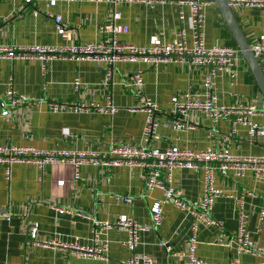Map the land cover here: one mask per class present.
I'll return each instance as SVG.
<instances>
[{
    "label": "crops",
    "instance_id": "1",
    "mask_svg": "<svg viewBox=\"0 0 264 264\" xmlns=\"http://www.w3.org/2000/svg\"><path fill=\"white\" fill-rule=\"evenodd\" d=\"M204 6V45H227L237 48L231 32L213 0ZM233 17L249 47L257 41L264 21V9L230 5ZM36 10V14L32 12ZM127 25L117 38L124 43L147 47L156 42L172 41L180 28L189 43L188 7L176 0H121L115 5L106 0H0V43L71 45L101 39L98 25L111 21ZM181 13L182 19L178 18ZM53 15H59L64 32L56 33ZM141 70L139 93L130 76ZM206 66L188 60L156 64L141 61L115 63L110 81H104L101 66L88 60L0 59V99L6 97L8 83L27 97L8 115H0V144L31 146L41 150L73 149L103 153L111 143L147 145L165 148L176 145L187 149L226 148L232 154L258 155L264 151V136L250 140L245 129L231 130L228 117L212 120L200 111L190 110L183 120L190 129L176 130L170 116V97L176 95L200 99L205 90ZM233 74L230 76V74ZM264 75V68L262 69ZM77 79L76 89L73 87ZM213 92L217 103L224 105L256 104L259 87L245 59L239 52L227 70L215 71ZM143 97L155 103L158 122L155 133H142L145 113L139 108ZM31 99H34L31 100ZM36 99H41L35 102ZM64 104L108 102L117 107L112 115L95 111L51 112L46 102ZM252 120L264 127V99ZM202 170L172 169V187L183 200L193 203L202 195ZM213 186L222 191L212 203L213 223L196 227V256L208 263H225L232 258L238 264H264V256L236 252L232 239L236 231V207L241 201L248 215L247 229L255 244H264V180L250 173L238 177L232 171L213 172ZM229 195V196H227ZM130 197L123 202L117 197ZM162 196L159 189L148 191L135 166L79 167L74 179L69 163H48L41 172L33 164L15 163L9 168V180L0 166V264H122L131 252L122 244L124 230H103L92 242L93 221L130 217L149 225V207ZM7 218V219H6ZM190 215L164 204L157 227L138 234L134 248L156 264H184L185 244L190 234ZM35 227L34 238L29 231ZM74 238L82 246L101 248L103 258L75 257L68 250L46 242L69 243ZM219 238V239H218ZM164 240L179 254L165 253L157 242Z\"/></svg>",
    "mask_w": 264,
    "mask_h": 264
},
{
    "label": "built area",
    "instance_id": "2",
    "mask_svg": "<svg viewBox=\"0 0 264 264\" xmlns=\"http://www.w3.org/2000/svg\"><path fill=\"white\" fill-rule=\"evenodd\" d=\"M29 3L31 0H23ZM113 5L121 0H106ZM150 2L151 0H146ZM188 7L189 43L185 39V30L180 28L175 38L170 42H156L150 46L143 47L118 40L117 35L127 31V25L116 23L119 17L118 11L113 10L111 21L98 25V32L102 37L98 41H88L71 45H40V44H5L0 43V59H37L46 61L48 59L88 60L101 66L104 71V81L111 79L114 65L119 61H141L149 64L158 62L173 61L180 62L188 60L198 66H206L208 72L205 75V90L203 97L192 99L185 97L180 100L176 95L170 97V116L173 128L176 130L190 129L183 117L190 110L202 112L212 120L228 117L231 123V130L240 125L250 140L264 136V127L252 120L257 114L254 104H218L216 95L213 92V76L215 71L230 69L234 57L240 52L239 49L227 45H204L203 35V8L208 0H176ZM230 5L254 6L264 9V0H227ZM36 14V10H32ZM179 19L183 16L178 15ZM55 31L58 34L64 32L60 24L59 15H53ZM252 54L258 62L264 63V21L262 30L257 41L250 46ZM233 74L231 73L230 76ZM77 79L73 82L76 89ZM131 85L140 93L142 89L141 70L134 71L130 76ZM6 97L0 99V115H8L17 103L27 100V97L16 92L8 83L5 90ZM34 101V99H31ZM41 99H36L35 102ZM47 110L51 112L69 110L73 112L95 111L101 114L112 115L117 107L110 102L100 105L93 102L64 104L54 101L46 102ZM141 110L145 113L142 133L151 136L155 133L158 122L154 116L155 103L143 97V103L139 108H130V111ZM69 163L73 168L74 179L78 178L79 167L84 164L94 166H135L140 169V177L145 189L148 191L159 189L161 198L152 202L149 207L151 223L143 225L130 217L117 219L110 223L108 221H93L92 242L96 241L103 230L111 227H118L126 233L123 245L131 254L128 258L121 260L122 264H156L145 254H137L134 248L137 244L138 234L148 231L151 227H157L161 221V211L164 204H171L174 208L188 214L192 218L190 234L186 240L184 252V264H211L199 259L195 254L196 248V227L198 224L210 225L213 223L210 210L216 197L222 195V191L213 186V172L225 173L232 171L236 176L241 177L250 173L257 179L264 180V151L258 155H237L232 154L226 148L216 149L205 147L203 149H187L171 145L162 149L148 147L147 145H133L129 143H111L101 153L98 151L82 150H41L31 146L15 145L9 142L0 144V166L3 167L4 178L9 180V168L12 164H33L41 172L48 163ZM188 168L202 170V195L196 202L189 203L178 196L172 187V169ZM229 196V195H227ZM120 201L130 202V197H117ZM236 231L232 237L235 244V251L258 254L264 256V244H255L249 237L246 227L248 215L241 201L236 207ZM264 217V208L258 211V221ZM7 219V218H6ZM36 229L32 227L29 231L30 238H34ZM219 239V238H218ZM43 244L57 245L64 250L70 251L75 257H99L103 258L105 245L100 249L94 246L86 247L78 243L74 238L69 243L46 242ZM165 253L179 254L180 251L173 250L169 243L164 240L157 242ZM215 264H238L237 258H232L225 263Z\"/></svg>",
    "mask_w": 264,
    "mask_h": 264
},
{
    "label": "water",
    "instance_id": "3",
    "mask_svg": "<svg viewBox=\"0 0 264 264\" xmlns=\"http://www.w3.org/2000/svg\"><path fill=\"white\" fill-rule=\"evenodd\" d=\"M217 5L224 21L226 22L233 39L241 53V57L246 60L248 66L255 78V81L259 87V95L257 97L258 103L257 107H261V98L264 99V75L262 69L264 68V63L258 62L257 58L252 54L248 43L245 41L234 17L231 12L227 0H213Z\"/></svg>",
    "mask_w": 264,
    "mask_h": 264
}]
</instances>
